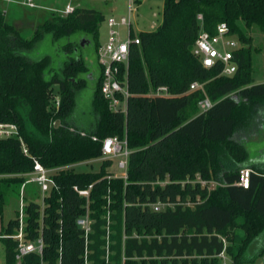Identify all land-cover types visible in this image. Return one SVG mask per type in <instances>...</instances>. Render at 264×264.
<instances>
[{"label":"trees","instance_id":"trees-1","mask_svg":"<svg viewBox=\"0 0 264 264\" xmlns=\"http://www.w3.org/2000/svg\"><path fill=\"white\" fill-rule=\"evenodd\" d=\"M162 14L157 29L131 31L139 44L129 46L127 68L119 66L120 77H127L125 112L109 109L98 64L91 118L75 120L89 71L77 39L89 38L97 55L104 14L76 7L39 21L25 38L0 10V122L15 124L20 136L0 138V213L7 190L22 185L34 161L61 168L42 219L38 203L23 207L25 239L41 237L43 252L21 264H83L85 246L91 264H221V253L230 264H251L264 255V161H249L243 139L264 125V82H253L251 38L238 25L264 32V0H163ZM222 22L242 44L231 76L221 75L219 64L204 67L192 52L199 31L214 34ZM43 41L56 52L32 57ZM193 82L204 90H189ZM162 86L170 96L153 95ZM205 95L212 105L200 111ZM109 136L126 138L125 178L108 172L110 159H102L98 172L72 168L101 158ZM243 167L252 170L247 187L237 185ZM211 180L219 184L209 188ZM89 185L86 202L74 186ZM155 203L164 207L154 211ZM86 205L92 221L87 244L76 224ZM18 223V216L10 219L1 233L14 234ZM1 243L5 264H15L16 241Z\"/></svg>","mask_w":264,"mask_h":264},{"label":"built area","instance_id":"built-area-1","mask_svg":"<svg viewBox=\"0 0 264 264\" xmlns=\"http://www.w3.org/2000/svg\"><path fill=\"white\" fill-rule=\"evenodd\" d=\"M75 1L76 0H65V4L61 12L64 15L71 13L76 8L74 5ZM136 2L137 0H129L127 15H122L118 18L110 16L106 19V41L103 46H99L97 51L98 64L102 67V96L108 102L109 109L114 112H125L126 98L129 94L126 72L121 78L119 66L122 64L125 68H127L129 60V46L131 44H139V38L136 35L131 36V17L135 11ZM28 5L34 6L32 3H28ZM198 19L201 20L202 16L198 15ZM122 27L125 29L124 37L121 33ZM240 47L242 46L240 45L239 40L230 32L228 25L222 22L216 26L214 34L200 30L193 44L192 52L201 61L204 67H212L219 64L221 65L220 74L224 76H231L235 73L237 68L236 62L234 61V52ZM203 86V83L193 82L190 84L189 90H204ZM153 95L170 96L171 94L165 86H162L158 87L156 91L153 92ZM58 102L59 101L57 99L56 105ZM211 105L212 102L206 95L198 102L200 111L207 110ZM9 137H17L20 139L18 127L13 123L0 122V138ZM129 153L130 149L127 147L126 138L120 139L117 136H109L104 138L102 141L101 158L116 160L118 168L124 169V173L121 176L124 178L126 177L127 158ZM60 170L61 168H46L38 161H34L33 170L30 173L23 175L25 177V181L22 183L21 188L26 183H35L42 193V203L39 204L41 212L40 220L43 217L45 196L49 195L52 190L58 189V185L55 181V175H57ZM251 173L252 170L248 167L240 168L238 171L237 185L247 187L250 181ZM196 181L202 186L206 184V181L200 177H197ZM91 188L92 185L83 189L74 186V190L80 196L85 197L86 202L89 200V192ZM23 207L24 205L22 206V210L18 216L19 223L16 228V232L12 235H5L0 231V242L1 239L5 237H10L16 241L15 264H21L23 259L30 254H36L41 257L43 252V240L41 237H38L35 241H27L25 239ZM151 207L154 211H160L164 205L155 203L151 205ZM106 218L108 224V213ZM91 222L89 210L86 205L85 214L76 219V224L84 231L85 244H87L88 235L91 231ZM106 229L108 233V226ZM87 256L88 250L87 246H85L83 264H91ZM220 256L223 257V253H221ZM105 260L106 262L108 261L107 244ZM0 264H5V259H3L2 256H0Z\"/></svg>","mask_w":264,"mask_h":264},{"label":"rangeland","instance_id":"rangeland-1","mask_svg":"<svg viewBox=\"0 0 264 264\" xmlns=\"http://www.w3.org/2000/svg\"><path fill=\"white\" fill-rule=\"evenodd\" d=\"M32 3L34 6H29ZM129 0H76V7H86L101 10L106 18L101 23L99 28L98 44L103 46L106 41L107 27L106 19L109 15L118 18L122 15H127ZM65 0H0V10L4 11L6 20L17 24L21 29V34L25 38H30L33 33V28L39 21L51 18L53 15L64 16L61 12ZM163 0H137L135 3V11L132 14L131 21L134 33L140 31H153L161 24L163 19ZM112 11V12H111ZM239 29L251 38V63H252V78L254 83L264 82V32L260 31L255 25L247 28L242 21L238 22ZM122 36L124 37L125 29L121 28ZM236 37V35H235ZM237 38V37H236ZM242 46V44L240 43ZM56 45L48 42H41L32 52L31 56L36 57L43 53L53 54L56 51ZM91 46L85 47V51L90 52ZM83 50V51H84ZM57 63L59 58L55 56ZM55 99H58L56 94L57 86H54ZM92 96V86L87 84L77 96V108L75 109V120H87L91 118L90 100ZM245 146L248 150L249 161H264V125H261L260 131L257 133L243 135ZM103 158H98L87 163L73 165L76 171H93L98 172L101 168ZM66 167L65 169H67ZM108 172L112 177H121L124 169L117 166V161L112 160V163L107 167ZM19 176V175H16ZM199 177V176H197ZM196 177V178H197ZM209 188H215L219 183L215 180L209 181ZM42 193L35 183H26L19 187L10 186L4 198L2 212L0 213V231L10 219L19 216L22 206L28 202L42 203ZM110 197H107L105 214L110 204ZM0 256L5 259V249L0 242ZM221 264H230V258L223 254ZM264 264V255L259 257L254 263Z\"/></svg>","mask_w":264,"mask_h":264},{"label":"water","instance_id":"water-1","mask_svg":"<svg viewBox=\"0 0 264 264\" xmlns=\"http://www.w3.org/2000/svg\"><path fill=\"white\" fill-rule=\"evenodd\" d=\"M77 41L79 43V46L82 48V50H84L85 47H87V46H91V48H92L90 52L84 50L83 55H84V59L86 61V64H87V67L89 70L87 73V77H85V78L87 80V84H91L92 90H93V87H94L95 82L97 81V79L99 77V74H98V77H96L94 82H91L90 80H92L91 74L93 72V67H96L99 71L98 57L95 54L94 45L89 38H87L85 36H81L77 39Z\"/></svg>","mask_w":264,"mask_h":264},{"label":"flooded vegetation","instance_id":"flooded-vegetation-1","mask_svg":"<svg viewBox=\"0 0 264 264\" xmlns=\"http://www.w3.org/2000/svg\"><path fill=\"white\" fill-rule=\"evenodd\" d=\"M98 74H99L98 69H97L96 67H93V72H92V74H91V76H92V80H90V81H91V82H94L95 79H96V77H98Z\"/></svg>","mask_w":264,"mask_h":264},{"label":"crops","instance_id":"crops-1","mask_svg":"<svg viewBox=\"0 0 264 264\" xmlns=\"http://www.w3.org/2000/svg\"><path fill=\"white\" fill-rule=\"evenodd\" d=\"M100 12H102L101 10H99ZM112 12V11H111ZM103 13V12H102ZM104 14V13H103ZM104 16H105V14H104ZM110 16H113V15H109V17ZM105 18H106V16H105ZM17 25V24H16ZM132 31L134 32V29H133V27H132ZM106 36H107V34H106ZM256 161H259V159H257Z\"/></svg>","mask_w":264,"mask_h":264}]
</instances>
